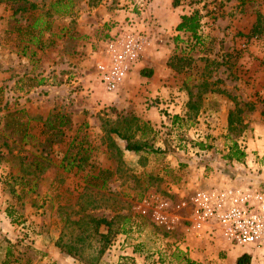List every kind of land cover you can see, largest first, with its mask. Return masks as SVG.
Wrapping results in <instances>:
<instances>
[{
  "label": "rangeland",
  "instance_id": "374dc122",
  "mask_svg": "<svg viewBox=\"0 0 264 264\" xmlns=\"http://www.w3.org/2000/svg\"><path fill=\"white\" fill-rule=\"evenodd\" d=\"M71 9L69 15L54 18L55 30L46 33L53 46L33 48L23 56L11 50L6 32L14 21L9 19V6L0 3V264H84L63 253L56 242L66 216L78 210L76 203L87 186L91 166L95 172L100 168L114 172L101 193L95 189L93 194L88 187L86 195L92 193L103 205L92 213L130 218L99 264H202L191 258L193 242L187 241L188 236L202 238L188 229L193 198L207 188L227 185L248 169L247 155L242 161L227 156L235 142L247 153L252 123L264 124V96L255 91L264 75V35H251L257 15H264V0H182L177 7L173 0H78ZM122 11L124 19L118 20ZM195 11L202 16L201 42L177 29L179 17ZM130 18L136 30L148 37L141 61L149 57L157 65L156 72L134 68L121 96L125 82L118 91L108 92L96 65L115 24ZM63 27L73 31V40L67 34L59 36ZM92 34L98 42L91 40ZM175 57L188 59L190 65L182 72L173 70L169 62ZM191 99L199 103L198 113L190 109ZM32 102L39 109L46 106L48 114L63 112L73 120L64 142L49 155L42 154L36 139L22 144L8 117L16 110L27 112L26 105ZM238 108L241 123L231 133L225 117ZM48 114L32 121L33 134L39 135L42 118ZM126 116H137L148 125L147 151H126L125 141L105 132L103 120ZM35 123L39 127H33ZM73 140V154L81 141L93 150L84 170L68 172L61 162ZM199 143L209 149L201 150ZM253 153L252 166L258 165L253 172L262 173L264 153ZM42 157L50 162L46 160L48 165L36 171L31 163ZM150 194L170 201L171 229L152 212L140 213L139 204ZM89 200L84 197L82 202Z\"/></svg>",
  "mask_w": 264,
  "mask_h": 264
},
{
  "label": "trees",
  "instance_id": "16d2710c",
  "mask_svg": "<svg viewBox=\"0 0 264 264\" xmlns=\"http://www.w3.org/2000/svg\"><path fill=\"white\" fill-rule=\"evenodd\" d=\"M78 0H0V3H6L11 11L10 20L14 23L11 29L7 30V40L9 41L12 51L28 56V50L36 48L44 50L53 46L54 41L46 39V33L55 30V19L67 16L71 13V8ZM182 0H173L175 7L181 4ZM55 18V19H54ZM202 16L199 11H195L191 15H184L182 21L177 27L178 31L191 35L195 40L201 42L199 36L201 28ZM69 27H63L59 30V36L68 35V40H73L75 35ZM251 35H264V15L258 14L254 23ZM76 39V38H75ZM190 65V61L185 58H173L169 62V66L178 72H182L186 66ZM202 86L208 87V82L204 80ZM214 92L213 90H211ZM193 98V93H189ZM203 93L198 92V98L202 99ZM189 107L196 113L200 110L198 102L189 101ZM253 109V108H252ZM241 108L229 113V129L231 133L237 131L236 124L241 123L239 115ZM19 114L23 115L20 116ZM264 115V111L262 113ZM8 117L11 118L15 130L21 136L22 144L28 145L30 140L36 139L43 148L42 154L48 153L54 146L64 142L66 130L70 129L73 120L70 115L63 112H50L46 118H42L43 128L39 135L33 134L32 121L40 118L31 117L25 110H16L10 112ZM103 128L107 135H116L126 142L125 150L139 154L150 149L148 142L145 140L148 125L143 123L137 116H126L117 119H105L102 121ZM143 125V126H142ZM9 122V127H10ZM246 127H242L237 134H241ZM138 134L140 138L137 139ZM44 138L42 141L41 139ZM76 140L70 145L67 155L63 158L61 166L68 172L78 169L84 170V165L90 163L92 148L84 147L85 141H81L77 145L78 151L73 154ZM201 150L209 149L204 143H199ZM117 147V146H115ZM152 149V148H151ZM152 151V150H151ZM228 159L242 161L246 157V153L240 149L235 142L230 148ZM50 162L48 159H46ZM42 157L40 160L33 161L31 166H35L36 171H42L48 162ZM47 164V165H45ZM89 178L87 186L80 195L76 206L78 210L70 212L66 218L61 235L56 242V246L65 254L78 259L84 264H99L106 254L107 250L112 246L118 234L123 231V225L129 223L130 218L116 215L113 218L98 217L92 212L100 207L94 200V190L97 189L98 194L106 189L112 181L114 172L110 169L100 168L98 172L93 171V166L87 175ZM26 177H23L25 179ZM27 179V178H26ZM88 187L93 189V194H88ZM104 196V195H103ZM84 197H88L89 202H82ZM251 256L244 254L238 258L236 264H251ZM127 264V263H125Z\"/></svg>",
  "mask_w": 264,
  "mask_h": 264
},
{
  "label": "built area",
  "instance_id": "2783aa9c",
  "mask_svg": "<svg viewBox=\"0 0 264 264\" xmlns=\"http://www.w3.org/2000/svg\"><path fill=\"white\" fill-rule=\"evenodd\" d=\"M148 37L136 30L133 18L117 22L100 51L97 74L108 92H116L141 61ZM170 201L150 194L139 204L143 215L172 228ZM189 230L196 237L218 233L234 245L258 247L264 242V191L241 186L215 187L193 198Z\"/></svg>",
  "mask_w": 264,
  "mask_h": 264
},
{
  "label": "crops",
  "instance_id": "0c3cea01",
  "mask_svg": "<svg viewBox=\"0 0 264 264\" xmlns=\"http://www.w3.org/2000/svg\"><path fill=\"white\" fill-rule=\"evenodd\" d=\"M168 2V0H167ZM125 15V11H122L121 14L119 15V17L117 18L118 20H123V16ZM182 21V16L179 17L178 21H177V27L179 26V24ZM93 35V38L91 39L94 42H98V40L96 39L95 35ZM49 39V38H48ZM156 65L157 62L156 61H152L149 57H147L146 59L144 58L142 61H140L136 67H143V68H150V69H154L156 72ZM135 67V68H136ZM138 69V68H137ZM137 71V70H136ZM135 71V72H136ZM133 75V74H132ZM249 75H253L254 73H251ZM258 75H255V78H257ZM132 81V78H128V80L125 82V84L123 85L122 89H121V96H124V88L129 86ZM259 81V85L257 86V88H255V91L261 93L264 96V75L261 76V79L258 80ZM160 91L159 89L156 90V92ZM42 103V101H41ZM39 104L37 102H32L26 105V109H27V113L33 118L36 117L37 115H44V114H48V110L47 107H43L42 109H39ZM257 105V108H260V106ZM230 109V108H229ZM231 110V109H230ZM228 110V111H230ZM144 112L142 111L141 115L143 116ZM230 113V112H228ZM261 113V112H260ZM45 116V115H44ZM47 116V115H46ZM229 114L227 115V117H225V126H228V117ZM149 117H153L152 115H150ZM224 123V119L222 120ZM36 125V123H35ZM41 128L43 127V124H41ZM224 126V125H223ZM33 127H39V125L33 126ZM252 128L253 131L251 130L252 136L254 134V137H250V141L248 142V149H247V162H248V169L245 170L244 172H240V174H237L238 176L236 177V179H232L230 183L227 184V186H241L243 188H247V189H253V190H261L264 191V171L262 173H254L253 171L256 169V166L258 167V165H253L252 166V162L254 160V151H260L261 153H264V124L259 122V123H252ZM125 149V147H124ZM255 161V160H254ZM257 169H261V168H257ZM222 186H226L225 184H219L216 187H222ZM207 189H211V188H207ZM60 234V233H59ZM41 246L42 249L45 248V239H46V235L45 232H42L41 234ZM37 235V236H40ZM195 240L197 241H202L201 244L199 243H195ZM191 236H188L187 241H192V245L189 244L190 246V256L192 259L196 260V261H200V263L202 264H236L237 260L239 257H241L244 254H249L252 258L251 260V264H264V242L262 243L261 246L258 247H249L248 249H243L240 248L238 245L235 246L234 244H231L230 242H228L225 238L221 237L218 233L215 234H210V235H206L203 236L200 239H195ZM48 246H50V244H48ZM55 246V241H53V248ZM131 256H135L136 254L134 252H132L130 254ZM217 257L219 260H217ZM222 258V259H221Z\"/></svg>",
  "mask_w": 264,
  "mask_h": 264
}]
</instances>
